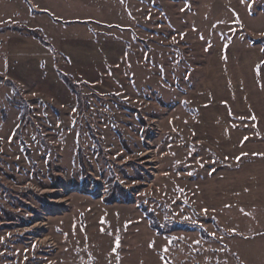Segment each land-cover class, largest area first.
I'll return each mask as SVG.
<instances>
[{
	"label": "rangeland",
	"instance_id": "obj_1",
	"mask_svg": "<svg viewBox=\"0 0 264 264\" xmlns=\"http://www.w3.org/2000/svg\"><path fill=\"white\" fill-rule=\"evenodd\" d=\"M43 1L0 0L2 43L51 48L15 58L20 83L25 50H0V264H264L236 172L264 170V0Z\"/></svg>",
	"mask_w": 264,
	"mask_h": 264
},
{
	"label": "crops",
	"instance_id": "obj_2",
	"mask_svg": "<svg viewBox=\"0 0 264 264\" xmlns=\"http://www.w3.org/2000/svg\"><path fill=\"white\" fill-rule=\"evenodd\" d=\"M16 1H17L16 4H14V2H13L12 5H9L11 7L10 9L14 10L15 7H19V6L21 7L22 6L21 8L23 9V12H25V13L27 12V15H28L27 17L29 19H34L37 15H45V14H47V12L45 11L46 7L44 5V1L43 0H34V2H29L30 4L28 2H26V0H16ZM14 5H15V7H14ZM0 7L3 8L4 10H6V6L5 5L0 4ZM14 13L17 14V12H14ZM1 18L2 17H0V19ZM48 19H49V17H48ZM30 28L42 30L41 29L42 27L40 28L37 25H33ZM6 31L12 32L11 29L10 30H6ZM9 32H8V34H9ZM0 33H3V34H0V37H1L2 35H4V30H2V31L0 30ZM14 34L17 35L19 38L13 37V42L12 43L11 42L10 43L6 42L4 44V43H2V42H4V40H0V50H6V51H8V50H10V51L11 50H25L24 53L21 52L20 54H18L16 52V55H13V56H11V53L8 51V58H6L7 59L6 60L7 61L6 65L8 63H10V61L12 62V64H14V63L18 64L20 62V66H18L17 73L15 74L16 75V80L15 79L13 80V81H16L15 83H20V82H23L25 80V78H26V76H25L26 74L24 75L22 73L23 71H26V69H25L26 66H22V62H24V59L23 60H19L17 62L15 60V58L20 59V57L26 56L28 54H32V57L35 60L39 59L40 62H42L41 61V56H43V53L41 51L42 50H49V49H47L44 46H42L37 40L32 39V38L31 39L27 38L26 35L17 33L15 30H14ZM8 39L10 41L11 37H9ZM28 50H32V51L30 52ZM21 54L23 56H21ZM10 56H11L12 59H10ZM49 61L52 62V60H47L46 62H43L44 65L45 64L47 65L49 63ZM40 62H39V64H40ZM7 67H8V65H7ZM4 68H5V66L2 65V69L3 70H4ZM233 115H234L233 113L232 114L229 113V112L226 113V116H227L228 119H230ZM233 117H236V116H233ZM247 141L248 140H245V143ZM245 154H248V153L242 152L239 156L240 157L241 156H245ZM249 155H252L253 156V160H255L254 163H252V164H255L256 162H258L259 163L258 164L259 168L264 166V145H263L261 150H257L255 152H251V153H249ZM246 166H251V164H245L244 163L242 165V167H238L240 169H237L236 172L238 174V177L242 179V182H244V183H246V182L250 183L251 182L252 183V189H250V190L243 189V191L240 192L239 191L240 187H241L240 184L242 182L238 181L237 182V189H238L237 192L241 193V194L242 193L244 194L243 196H245V198H247L246 200L249 201L247 203L248 206H251L253 208H264V170H261V169L260 170H256V169L254 170L253 169V170H249V171H244V170H246L245 169ZM212 195L213 194H211L210 197H212ZM221 196H222L223 199H228V191L225 190V188L222 190ZM237 196H240V195H237ZM209 200H211V199H209Z\"/></svg>",
	"mask_w": 264,
	"mask_h": 264
},
{
	"label": "trees",
	"instance_id": "obj_3",
	"mask_svg": "<svg viewBox=\"0 0 264 264\" xmlns=\"http://www.w3.org/2000/svg\"><path fill=\"white\" fill-rule=\"evenodd\" d=\"M17 33L22 34L23 31L22 30H15ZM27 31V30H26ZM26 34H30L32 36L33 39L37 40L42 46H44L45 48H50V46L46 43V42H42V40H40L38 37H36L34 35V32L32 31H27L25 32ZM24 34V35H26ZM264 50V47H262ZM51 49V48H50ZM51 51V50H50ZM58 79L62 82V84L65 86V88L73 95L75 103H76V107L78 110H81V108L85 107V103H83V99L81 97V95L79 94L78 91V86L76 84H74L71 80L70 77L63 75L60 72L56 73ZM2 80L0 79V82ZM5 84V83H4ZM12 86V85H11ZM87 107V106H86ZM22 112L20 114V119H19V123L17 125V127L15 128L16 132H19L20 127L23 125L26 117V113H27V108L25 106H22ZM109 192L110 195L108 197H106L107 202L112 201L113 198H115L114 196H117V199L119 198H123L125 199L126 197L124 196L123 192L121 190H119L118 188L115 187V185H111L109 188ZM142 212L143 214L146 216L149 225L151 226V228L159 235H163L164 232L163 230H161L160 225L157 223L155 216L153 215L152 212L150 211H146L144 208H142ZM9 218H11V216H8Z\"/></svg>",
	"mask_w": 264,
	"mask_h": 264
},
{
	"label": "bare ground",
	"instance_id": "obj_4",
	"mask_svg": "<svg viewBox=\"0 0 264 264\" xmlns=\"http://www.w3.org/2000/svg\"><path fill=\"white\" fill-rule=\"evenodd\" d=\"M152 170H154V168H153ZM149 174H151V176L153 175L151 171H150V173H149ZM59 203H60V202H59Z\"/></svg>",
	"mask_w": 264,
	"mask_h": 264
}]
</instances>
